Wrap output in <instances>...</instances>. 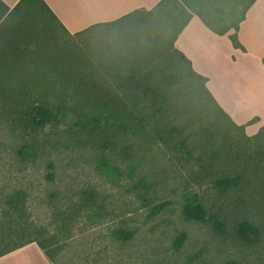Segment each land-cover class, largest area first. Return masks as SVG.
I'll return each mask as SVG.
<instances>
[{
	"label": "rangeland",
	"instance_id": "374dc122",
	"mask_svg": "<svg viewBox=\"0 0 264 264\" xmlns=\"http://www.w3.org/2000/svg\"><path fill=\"white\" fill-rule=\"evenodd\" d=\"M238 1L186 0L189 8L204 13L214 8L235 17L240 12L231 8ZM32 5V11L18 9L2 23V77L8 70L39 74L45 61L54 60L75 62L77 71L108 78L107 71L115 69L112 65L116 63L124 73L132 70L127 75L140 74L150 69L149 63L151 67L155 63L168 74L164 86L167 93L164 97L161 92L159 99L167 101L168 110L175 114L172 124L181 136L173 139H182L190 131L188 141L195 144L204 142L205 135L212 132L209 142L214 147L222 146L226 141L220 131L226 130L231 135L228 142L240 144L215 157L197 149L176 150L175 140L168 144L142 142V151L105 149L123 171L108 177L98 169L100 153L91 145V136L77 129L69 117L45 120L37 114L30 120L19 115L16 104L6 106L12 112L0 109V209L5 196L23 189L29 219L60 235L57 225L61 217L57 213L71 203H79L74 194L79 189L92 191L91 196H83V202L94 201V206L81 209L55 259H49L37 245L48 264H264V158L252 150L263 141L250 140L244 130L220 117L198 78L191 74L189 64L171 47L175 22L164 15L154 20L146 14L127 23L95 26L72 35L43 6ZM188 13L189 9L179 12L180 19ZM16 46L22 47V52L12 54L10 50ZM11 55L20 59H10ZM139 63L146 67L140 69ZM2 64L13 66L5 69ZM207 105L210 111L204 108ZM152 120L153 129L164 123L158 116ZM201 128L203 133H195ZM137 159L132 179L126 168ZM225 172L241 173L240 182L221 189L216 182ZM139 173L153 183L149 192L152 200L145 205L129 188ZM187 197L202 204L204 220L186 217ZM158 202L165 203L163 208L150 214ZM213 218L220 223L215 224ZM242 221L253 222L258 235L251 231L246 232L247 237L240 235L237 229ZM120 230L132 234L123 238L117 235ZM181 233L186 236L176 249L174 241Z\"/></svg>",
	"mask_w": 264,
	"mask_h": 264
},
{
	"label": "trees",
	"instance_id": "16d2710c",
	"mask_svg": "<svg viewBox=\"0 0 264 264\" xmlns=\"http://www.w3.org/2000/svg\"><path fill=\"white\" fill-rule=\"evenodd\" d=\"M252 2L253 0H249L245 9ZM22 3L31 4V6H26L29 11L34 8L32 4L38 3L56 19L43 0H20L16 7ZM26 7L24 6V8ZM245 9L241 13V18L244 17ZM182 11H186V7L180 0H160L152 9L146 11L147 15L153 17L152 19L154 20L158 16L164 15L175 22L174 25L176 24V27L171 39V47L174 52L173 41L189 18V14H187L183 19H180L179 12ZM204 21L207 22L206 19ZM235 28L236 31L229 35L232 43L236 47L245 49L237 37L238 24L235 25ZM88 29L90 28L77 31L72 35L82 34ZM17 51L22 52V47H12L10 50L12 54ZM177 54L189 64L191 74L198 78L203 91L219 115H221L220 117L223 116L227 120L228 125L231 124L244 130L245 124L235 123L207 89L205 86L206 77L196 73L191 68L190 61L181 53ZM10 59L20 58L16 55H11ZM43 59L47 60V58ZM5 60L4 58L3 62ZM28 60H30V57H28ZM25 63L27 65L32 64H29L30 62ZM2 66L7 69L13 64H2ZM78 66L75 62H57L54 60L45 61L39 74H34L33 71L13 73L14 70H8V74L4 75V77L0 75V109L6 108L12 112L6 106L15 107L16 104L15 108L19 115L23 118H30V120H34L37 114L42 115L45 120H59L62 117H69V120L75 123L77 129L81 128L91 136V145L100 153L98 169L108 177L119 176L123 171L113 161V156H109L111 153H105V149L108 151L117 149L119 151H142V142H164L168 144L171 140H175L174 147L177 148L176 150L192 151L197 149L215 157L221 151L226 153L231 151L233 145H240L237 142H228L231 140V135L226 130L220 131V135L226 141L222 146L214 147L209 142L213 139L212 132L205 135L204 142H196L195 144L194 141H188L192 137L190 131L182 139H173L174 136L178 137V135H181L178 128L172 124L175 114L168 110V102L159 99L161 98V92L164 93L162 94L164 97L167 93L164 86L167 84L165 80L168 74L158 64L154 63V66L151 67V63H149L148 67L150 69L143 70L140 74L127 75L131 74L132 70L129 71L130 73H124L119 70L120 64L116 63L112 65V68L115 69L107 71L109 78L101 74L89 73L82 69L77 71L76 67ZM139 67L144 69L146 64L139 63ZM204 108L211 110L209 105L204 106ZM153 116L162 118L164 123L153 129L151 126L153 125ZM256 120H258V116L253 117L247 123H253ZM194 131L195 133H203L202 128ZM204 131L205 133L209 132V127H206ZM247 137L257 143L258 141H263L261 145H254L252 150L257 151L264 158L261 152L264 151V124L256 133L247 135ZM201 138H204V136ZM133 145L136 146L133 147ZM223 146H228L229 148L224 150L222 149ZM138 164L139 161L137 159L126 168V173L132 179ZM241 176V173L238 172L234 174L225 172L217 179L216 183L221 189H228L236 186L240 182ZM152 187L153 183L148 182L141 173H139L138 179L129 185L131 191L143 201V205L148 204L152 200L149 193ZM74 194L79 199V203H71L66 209L57 213L61 217L58 220L60 223L57 225L60 235L47 231L46 227L37 225L29 219L25 207L27 195L25 190H14L5 196L0 209V256L28 243L35 242L49 259H55L58 252L66 244L65 238L70 235L68 229L79 216L81 209H84V206L93 207L95 204L94 201L90 203L83 202V196L92 195L90 188L79 189ZM194 201L192 198L187 197L184 205L186 217L188 219L204 220L202 204ZM164 204V202L155 203L150 209V214L159 212ZM213 222L215 224L220 223L214 218ZM237 231L245 237H247V231H251L255 235L259 233L256 225L251 221H242ZM131 234L132 231L127 230L117 232V235L123 238H128ZM185 236V233L177 236L174 241V248L177 249L181 246ZM195 264L204 263L197 262Z\"/></svg>",
	"mask_w": 264,
	"mask_h": 264
},
{
	"label": "crops",
	"instance_id": "0c3cea01",
	"mask_svg": "<svg viewBox=\"0 0 264 264\" xmlns=\"http://www.w3.org/2000/svg\"><path fill=\"white\" fill-rule=\"evenodd\" d=\"M19 1L0 0V26L11 13L24 8L23 3L16 7ZM43 1L64 30L74 34L86 28L141 19L160 0ZM248 1L233 3L231 11L240 12L235 17L214 8L204 13L180 0L189 9V18L175 37L173 48L190 61L196 73L206 77L205 86L221 108L235 123L245 124L244 132L252 135L264 124V0H253L245 9ZM236 24L237 37L245 49L234 46L229 36L236 31ZM255 116L258 120L247 123ZM48 263L33 242L0 256V264Z\"/></svg>",
	"mask_w": 264,
	"mask_h": 264
}]
</instances>
